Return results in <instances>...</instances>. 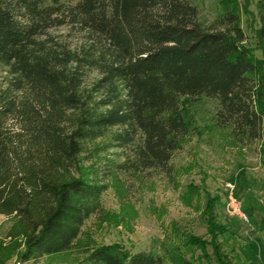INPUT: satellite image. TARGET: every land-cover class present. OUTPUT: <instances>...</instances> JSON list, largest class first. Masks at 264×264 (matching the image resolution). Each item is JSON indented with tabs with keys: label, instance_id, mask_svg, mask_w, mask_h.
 Instances as JSON below:
<instances>
[{
	"label": "trees",
	"instance_id": "trees-1",
	"mask_svg": "<svg viewBox=\"0 0 264 264\" xmlns=\"http://www.w3.org/2000/svg\"><path fill=\"white\" fill-rule=\"evenodd\" d=\"M221 6L207 27L193 0H0V215L17 221L21 260L72 250L102 209L106 181L150 170L172 178V158L195 130L188 111L202 100L217 102L214 125L230 139L261 143L264 169V0L255 48L238 7ZM63 26L84 32V43L73 48L49 33ZM218 203L210 196L202 212L211 241L188 239L199 255L112 244L81 264H231ZM260 212L262 229L264 203Z\"/></svg>",
	"mask_w": 264,
	"mask_h": 264
},
{
	"label": "rangeland",
	"instance_id": "rangeland-1",
	"mask_svg": "<svg viewBox=\"0 0 264 264\" xmlns=\"http://www.w3.org/2000/svg\"><path fill=\"white\" fill-rule=\"evenodd\" d=\"M51 2L52 0H47ZM73 5L78 0H59ZM239 9L241 25L247 34L246 45L255 48L257 4L259 0H227ZM200 10L199 21L211 26L222 11L221 0H193ZM71 47L84 43L85 33L77 27L63 26L49 32ZM260 56V53L256 51ZM7 72L0 68V87L7 81ZM91 78H95L91 74ZM217 102L205 99L189 109V120L195 127L183 149L172 158L175 175L150 170L140 175L119 174L106 181L108 190L102 196V209L90 218L76 246L67 252L47 256L39 261H23V237L14 217L0 215V264H81L87 251L94 247L121 244L131 251L154 249L161 254L177 249L191 257L199 255L188 245L192 235H207L202 212L210 196H220L216 215L229 228V235L220 237L222 252L231 264H264V228L260 229V205L264 203V169L261 167V143L237 144L229 132L218 130L213 118ZM9 120L8 125L14 126ZM110 158L116 159L113 153ZM88 163L86 164V166ZM229 184L241 203L248 220L229 209ZM200 187L201 198L191 205V190ZM205 188V190H202ZM198 190V191H199ZM176 230L178 233H176ZM235 235L229 237L231 233ZM211 254L212 248L208 245ZM170 264V263H167ZM212 264H216L213 262Z\"/></svg>",
	"mask_w": 264,
	"mask_h": 264
},
{
	"label": "built area",
	"instance_id": "built-area-1",
	"mask_svg": "<svg viewBox=\"0 0 264 264\" xmlns=\"http://www.w3.org/2000/svg\"><path fill=\"white\" fill-rule=\"evenodd\" d=\"M229 187H230V192H229V196H228V199H229V209H232V211L241 217V219H245V220H248V217L247 215L242 211V208H241V203L237 200V198L235 197V194H234V186L232 184H229ZM21 264V263H19Z\"/></svg>",
	"mask_w": 264,
	"mask_h": 264
}]
</instances>
